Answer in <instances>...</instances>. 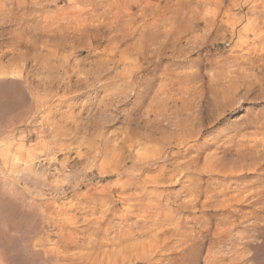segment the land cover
I'll return each mask as SVG.
<instances>
[{
	"label": "rangeland",
	"instance_id": "1",
	"mask_svg": "<svg viewBox=\"0 0 264 264\" xmlns=\"http://www.w3.org/2000/svg\"><path fill=\"white\" fill-rule=\"evenodd\" d=\"M20 2L0 0V264H170L167 259L180 264L174 258L191 244L181 241L187 235L203 240L199 264H206L205 257L214 256L207 242L214 241L216 222H205L199 208H177L192 199L184 186L199 178L196 173L185 177L181 166L196 154L188 150L194 141L182 149H171L181 136L162 142L157 91L162 83L175 99L183 98L185 88L208 91L215 74L236 76L245 61L259 59L256 66H245L259 94L264 88L259 66L264 60V0ZM25 13L28 47L21 34ZM186 74L198 78L181 85L175 81L174 76ZM103 76L109 86L85 87L84 81ZM19 81L26 97H20ZM124 90L126 98L123 94L107 109L99 106L103 99L109 103L106 94ZM251 98L218 125H233L218 143L247 133L248 140L263 138L251 134L254 129L236 128L248 118L264 120V101ZM167 101L166 108L176 104ZM18 106L28 114H16ZM207 136L203 132L202 139ZM259 163L264 166V159ZM162 170L169 180L160 181ZM255 178L244 181L256 182L248 192H264V183ZM141 195L140 204L154 203L159 209L146 219L143 208L137 210L141 205L135 209ZM255 208L260 210L254 220L263 224L264 202ZM235 209L241 214L251 210ZM123 215L126 222L119 219ZM141 220H146L145 230ZM128 230L131 237L120 242V231ZM250 264H264L262 237Z\"/></svg>",
	"mask_w": 264,
	"mask_h": 264
},
{
	"label": "bare ground",
	"instance_id": "2",
	"mask_svg": "<svg viewBox=\"0 0 264 264\" xmlns=\"http://www.w3.org/2000/svg\"><path fill=\"white\" fill-rule=\"evenodd\" d=\"M7 1L11 2L13 0H7ZM20 3L21 6H27L28 0H21ZM13 14H15L13 11L8 15L6 14L7 18L10 19V22L11 20L13 21L14 19ZM23 16H24V20H23L24 27L22 28L23 31L21 33L23 35L22 41H23V45L25 47H28L30 42V37H29L30 27L28 25L29 13H25ZM258 60L259 59L247 60L245 61L246 63L245 66L247 64L250 65V67L256 66ZM261 60L262 63L259 66L262 72H264V60L263 59ZM106 62H104L105 65ZM108 62H107V66L109 64ZM245 66H243L242 69L239 70L236 76L223 75L220 73L215 74L210 80L209 84L211 86L210 88H208L209 89L208 91L207 89H203V87L199 90L200 88L199 86L198 88H190V87H189L190 89L185 88V91L181 90L183 94V96L181 95L183 98H181L180 96L181 99H179L178 97H177L178 99L177 98L175 99V97H171L172 94L167 95L169 93H166V90L163 88V83L159 84L160 87L158 85L159 91H157V95L160 94L158 102L161 108L160 110L158 109L159 114H158V118L156 119H158L160 123L159 127L161 128L160 133L163 138V139L161 138L162 142L163 143L167 141L170 142L175 140L176 137L181 136L178 138L179 141L172 142L173 146L168 143L170 147L172 146L171 149L174 148L182 149L183 147L187 146L190 141H194V144L189 146L188 150H192L196 153L184 164H181L182 169L185 171L184 172L185 177L188 174H193V173H196L199 176L198 179H195L194 181L190 182L188 186H184V188L186 189L185 192L188 193L192 199H189L187 202H182L178 204L177 208L179 210L184 209L186 211L188 209V212L190 211L193 212L197 210L196 208H199L200 213L203 214V218L205 222H207V219H210V221H215L217 224V228L215 229L213 234L214 241L207 242L208 254L213 253L214 256L207 255V257H205L206 264H239L243 262L245 263L247 262L246 264H250V262L254 258L255 242L257 238H261V237L264 238V222H263L264 217L263 216L262 218L259 217L261 218V220H263L262 221L263 224H261L259 220L258 222L260 224H258L254 220V218L256 217L254 214L256 213L257 209H259V208L256 209L255 206L258 204H262L264 202V192L261 191L248 192V189H250V187L255 185L256 182L254 181L251 183H246V184L244 183V181H246L248 178L249 179L250 178L252 179L253 177L255 178L256 175H257L256 181L260 183H264V180H261L260 178L261 176L264 177V169H262L264 166H261L262 164L259 163L261 159H264V120L258 122L254 118H248L244 120L242 124H240L241 125L240 127H236L238 131L241 130L251 131L254 129V131L251 134H257V135L261 134V136L263 135L262 139L256 140L253 138L254 140H248L246 137L248 135L247 133L246 135L243 134V135H237V137L233 136V138L230 137V139L226 140V142L218 143L223 134H226L231 130H233V125L229 127L227 126L224 129H218V125L226 119L227 113L234 111L235 109L240 107L243 103L247 102L251 98V96L255 95L254 93L256 88L254 89L253 86L256 85L257 82L255 80H252L253 77L250 73L247 72L248 67L246 69ZM106 68L107 67H105V69ZM108 73L109 72H107V74ZM117 74H120V72H118ZM174 77L176 78L175 81L178 80L181 85L183 83L193 82L195 79L197 80L198 75L186 74V75H176ZM119 78H121V75ZM92 79L89 80L92 81ZM124 80H123V84H124ZM118 81H120V79ZM78 82L80 84L82 83L81 81ZM95 83L100 84L102 86H105L107 84V86H109L108 79L104 76L102 78L96 77L93 83L84 81L85 87H93ZM116 83L117 86L118 82ZM143 84H147L146 81H144ZM18 87H19L20 97L21 96L26 97L25 95L26 93L24 91L25 89L23 90V82L19 81ZM129 90L131 89L129 88ZM127 91L125 92L124 90L122 92H119L118 94L114 91L111 94L109 93L106 94L109 103H104V100L106 99H103L99 101V106H101L103 109L104 108L107 109L110 105H112L113 101L115 103V100L123 98L122 96L123 94L125 95L124 98H126L128 95ZM143 98L144 95L142 93L141 100H143ZM168 99L174 101L176 104L172 105L169 108H166V104L168 105V101H167ZM263 99H264V88H262L259 94H256L253 98H251V101L252 102L253 101L258 102L260 100L264 101ZM10 100L11 99H9V102ZM10 107H11V103H10ZM18 107L20 111L19 113L16 114L20 115V117L24 116L25 114H28V111H23V109H21L22 108L21 106ZM10 111L11 109L9 110L8 114L10 113ZM107 111L108 110H106V112ZM102 116L103 115L101 114L100 117ZM102 120H106V119H103L102 117ZM203 132L209 134V136H207L205 139H202ZM235 137L236 138L240 137V138H238V140L235 141L234 140ZM200 140L202 141L198 143ZM260 147L263 149L259 150L258 148ZM206 150H209L210 153L208 152L206 153L205 152ZM204 153H206L204 157V161L203 163L199 164L200 159ZM259 170H263V171H259ZM161 173L163 174L160 177V181L169 180L164 176L167 174V170L165 171L162 170ZM203 180H205L204 183L202 182ZM178 181L182 182V178L179 179ZM205 184H207L206 187ZM178 194H180V192ZM144 196L145 197L148 196V193H144ZM149 196L155 198L157 197L155 193L154 194L150 193ZM202 196L205 197V200L203 201H201ZM143 198L144 197L142 195L139 197V202L136 204L135 209L138 207V205H141L139 206V208H137V210L143 208L144 210L143 218L146 219L148 218V216L153 215V213H155L159 209L157 207V204L154 203H150L147 205L140 204L141 203L140 201H143L142 200ZM235 207L250 208L251 210L247 211L245 214H241L239 211H236ZM153 209H157V210L156 211L154 210L155 212H153L152 211ZM169 211H171V209ZM164 212L166 213V215H164L166 217L168 215L167 214L168 211L166 210ZM172 212L174 211L172 210ZM219 212H221V214ZM222 212L223 213L225 212V214L227 213V215L229 213H232L233 215L232 216L229 215V217H227L226 215L222 214ZM260 214L263 215L262 212ZM259 218L257 216L256 219ZM119 219L122 222L124 221L126 222L128 220V217H125L123 215ZM204 221L202 222V224L204 223ZM139 222L142 223V226L140 227L143 230H145L147 228V226H145L144 224L146 220L145 221L141 220ZM221 224H225V227L219 228ZM243 224H245L244 231H239V228L242 227ZM136 225H138V221L132 223L130 227H134ZM203 227L209 229L207 226H203ZM128 231H129L128 233L120 231V235L118 236L120 242L121 240H127L131 237V231L130 230ZM166 231L167 232L165 233L169 232L168 230ZM141 233L145 235V233L147 232L141 231ZM189 239L191 240V244L185 248L184 252L180 251L179 253L180 256L175 257L174 260L176 262H179L180 264H199V261L201 259V254L203 252V240L196 235L193 236V238L192 237L190 238L187 235L186 237L182 238L181 241L187 242ZM216 248L220 250L214 251V249ZM125 251H127L126 248ZM167 261L170 262L171 264V261H169L168 259Z\"/></svg>",
	"mask_w": 264,
	"mask_h": 264
}]
</instances>
